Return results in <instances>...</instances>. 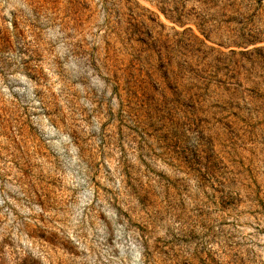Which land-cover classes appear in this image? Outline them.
Instances as JSON below:
<instances>
[{"label": "rangeland", "instance_id": "1", "mask_svg": "<svg viewBox=\"0 0 264 264\" xmlns=\"http://www.w3.org/2000/svg\"><path fill=\"white\" fill-rule=\"evenodd\" d=\"M0 264H264V0H0Z\"/></svg>", "mask_w": 264, "mask_h": 264}]
</instances>
